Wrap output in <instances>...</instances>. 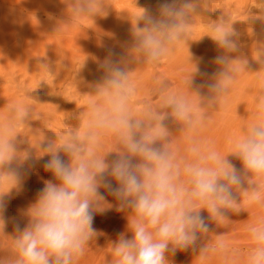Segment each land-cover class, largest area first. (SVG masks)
Listing matches in <instances>:
<instances>
[{
  "label": "clouds",
  "instance_id": "9594fccd",
  "mask_svg": "<svg viewBox=\"0 0 264 264\" xmlns=\"http://www.w3.org/2000/svg\"><path fill=\"white\" fill-rule=\"evenodd\" d=\"M67 16L60 25H78L104 12V0H69ZM209 8L211 0H172L160 6L159 17L142 9L135 17L133 58L143 66L159 67L169 55L193 35L197 18L222 54L212 81L200 88L207 94L190 91L194 66L184 88L156 74L151 96L138 98L133 71L106 59L100 67L105 75L89 94L86 109L76 117V126L66 127L60 137L38 142V159L49 156L46 171L57 181H45L35 203L27 210L28 225L11 237L7 256L0 264H79L90 241L96 236L93 213L111 207L99 189L103 187L127 213V230L111 245L109 264H169L166 253L192 249L199 264L219 259L239 264L241 251L225 233L211 239L209 225L201 215L206 210L217 226L227 227L230 214L250 208L258 210L247 225L250 247L243 264H264V45L255 49L261 69L249 71L248 61L232 57L238 51L233 21H202L198 10ZM264 10V0L257 5ZM264 18V17H262ZM143 21V27L138 26ZM60 25L55 32L60 31ZM41 68L51 73L44 64ZM252 74L257 84L252 120L242 134L227 141L230 150L221 155L213 142L201 136L210 113L227 103L242 74ZM206 75V73H199ZM43 81V80H41ZM40 81V82H41ZM39 82V83H40ZM39 85V84H38ZM32 90L27 91L31 92ZM25 93V95H27ZM35 111L32 104L13 102L0 113V233L4 195L20 183L13 161L30 159L21 151L25 133ZM171 118L180 126L173 136L164 121ZM106 144L111 148L106 149ZM110 153L116 158L106 160ZM63 154V155H62ZM238 158L237 169L227 158ZM68 159L65 161L63 158ZM111 178L116 182L113 187ZM199 242V245H198Z\"/></svg>",
  "mask_w": 264,
  "mask_h": 264
},
{
  "label": "rangeland",
  "instance_id": "374dc122",
  "mask_svg": "<svg viewBox=\"0 0 264 264\" xmlns=\"http://www.w3.org/2000/svg\"><path fill=\"white\" fill-rule=\"evenodd\" d=\"M166 2L171 3L172 0H104V12L93 19L84 18L78 25L66 26L60 23L66 19L67 7H70L69 0H0V106L2 101L6 102V108L13 102H31L35 106L51 109L40 114L36 124L31 120L29 128L22 129L26 136L18 138L24 141L19 145V149L28 150L31 156L22 164L13 161L10 165L20 177V183L15 188L28 186V189L34 192L35 199L24 206L20 200L22 196H14V188L4 195L2 216L5 226L4 234L0 233V257L8 254L2 252V242H6L4 247L9 246L7 241L18 234L17 225L21 230L26 227L25 223L28 224L27 210L45 187V181L57 182L52 173L44 168V163L50 157L45 155L38 159L39 148L33 147H36L43 137L47 143L55 140L56 136L60 137L66 127L77 125L76 117L82 109H86L89 94L105 75L100 65L106 59L134 70L132 75L140 99L150 98L152 78L156 74L172 81L174 88H184L183 80L193 71L194 66L199 69V73L206 75L194 73L189 90L207 94V88L199 86L212 81L213 75L220 67L215 63V58L222 54V50L218 49L210 36L205 35L210 33L200 22V18H197L193 28L192 40H189L187 45L179 46L159 67L143 66L131 55L135 17L142 13V9H146L153 17H159L160 6ZM261 2L262 0H211L209 8L201 6L198 10L202 21L215 22L222 16L225 19L230 17L237 33L234 39L238 45V51L230 55L247 59V70L252 72L261 69L260 63L253 58L255 49L264 45V10L257 7ZM143 24L144 22L140 21L138 26L143 27ZM59 25L61 30L55 32ZM4 51L8 53L3 54ZM82 57H85L84 61H80ZM44 64L49 67L51 73L41 68ZM10 65L12 67L9 70ZM6 86H10L7 91ZM29 90L32 91L24 96ZM256 96L257 84L254 76L244 73L234 86L227 103L210 113L201 136L213 142L221 155L230 150L228 139L242 134V126L252 120ZM38 97L43 100H36ZM164 124L173 136L179 135L180 126L171 118H167ZM106 146L111 148L110 144ZM109 155L112 160L116 158L115 153ZM227 158L237 169L243 168L238 158L231 155ZM108 179L111 180L110 177ZM111 183L113 187L117 186L114 180H111ZM108 197L113 204L104 210L105 214L104 211L101 212L100 220L96 219L95 237L98 241H95L94 237L90 245L111 246L121 233L131 238L132 233L127 230V213L118 210L119 202L114 196L109 193ZM257 213V209L250 208L248 212L230 214L231 222L227 227H220L209 219L206 210H201V215L209 225L210 238L215 239V234L225 233L240 249L239 264H243V257L250 247L246 227L254 221ZM108 229L120 231L117 235L114 233L116 239L113 231L112 236ZM103 234L106 235L104 239ZM99 238L102 240L99 241ZM195 255L196 252L192 249L177 250L175 254L166 253V259L169 264H199ZM207 264L223 262L212 259Z\"/></svg>",
  "mask_w": 264,
  "mask_h": 264
},
{
  "label": "bare ground",
  "instance_id": "6f19581e",
  "mask_svg": "<svg viewBox=\"0 0 264 264\" xmlns=\"http://www.w3.org/2000/svg\"><path fill=\"white\" fill-rule=\"evenodd\" d=\"M8 52L7 51H4V53L3 54H7ZM85 60V57H82L81 59H80V61H84ZM11 65H10V67H9V70L11 69ZM150 67V66H149ZM150 73H151V71H150ZM150 76H151V74H150ZM9 88H10V86H6V88H5V91H7V90H9ZM26 93V92H25ZM25 93H24V96H27V95H25ZM27 94V93H26ZM36 100H38V101H42L43 100V98L42 97H38ZM2 103V105L0 106V111L3 113V111H4V109L6 108V106H5V103L6 102H4V101H2L1 102ZM30 104H32L31 102H30ZM33 106H34V111H35V114H34V117H33V123L34 124H36L37 123V120H38V118H39V116H40V114H42L43 112H49V111H51V109L50 108H44L43 106H35L34 104H32ZM56 107V106H55ZM54 107V108H55ZM107 148H109L108 146H106V149ZM65 161H67V157L65 156ZM106 160L108 161V162H111L112 161V158H111V155H108L107 157H106ZM108 179V178H107ZM99 191H100V193L105 197V200H106V202H107V204H109V205H111L112 206V204H113V202L110 200V198L108 197V195H109V192L106 190V189H104L103 187H101L100 189H99ZM13 194H14V196L15 197H20V196H22V198H20V200H21V202H22V204L24 205V206H27L28 205V203L30 202V200H34L35 199V195H34V192L32 191V190H30V189H28V186H24V187H22L21 189H17V188H14V190H13ZM106 209V208H105ZM104 209V210H105ZM104 210H102V211H95L94 213H93V228H94V230H96L95 229V227H96V225H95V221H96V219L98 218L99 219V215L101 214V212H103ZM104 214H105V211H104ZM105 216V215H104ZM100 220V219H99ZM98 220V221H99ZM106 221V220H105ZM103 222H104V220H103ZM25 223V222H24ZM97 223V222H96ZM106 223V222H105ZM26 224V226L28 225L27 223H25ZM102 224H104V223H102ZM107 224V223H106ZM101 225V224H100ZM23 226H24V224H23ZM107 227H108V225H106ZM105 226V227H106ZM101 228L103 227L104 228V226H100ZM100 227H99V229H100ZM109 227H111V226H109ZM24 228H25V226H24ZM104 229H106V228H104ZM115 229V228H114ZM21 230H23V228L21 229ZM109 231H110V229H108ZM111 231H113L112 229H111ZM110 231V232H111ZM105 232V231H104ZM117 232H120V231H113V235H114V233H115V235H117ZM102 233V232H101ZM108 234H109V236H111L112 235V232H111V235H110V233L109 232H107ZM99 236L100 235H102V234H98ZM97 235V236H98ZM112 235V236H113ZM114 235V239H116V236ZM103 236H104V234H103ZM102 236V237H103ZM106 236V235H105ZM103 237V239L104 238H106V237ZM118 237V236H117ZM96 238V240L95 241H98L97 240V237H95ZM112 238V237H111ZM109 239V238H108ZM100 240H102V239H100L99 238V241ZM117 240V239H116ZM93 241H94V239H93ZM104 241V240H103ZM102 241V242H103ZM2 242V241H1ZM113 242H115V241H113ZM112 242V243H113ZM2 243H6L5 241L4 242H2ZM7 243H9V245H10V243H11V240L9 239L8 241H7ZM91 243V242H90ZM90 243H89V248L87 249V251H86V254L84 255V257L83 258H81L80 259V261H79V264H109V260L111 259V246L110 245H106L107 244V242H106V246H104V245H102L101 246V244H99L98 242V244L99 245H90ZM93 243V242H92ZM111 243V244H112ZM4 244H2V246H3V250H2V252L3 253H7V247H9V246H5L4 247ZM104 244V243H103ZM7 245V244H6ZM1 246V245H0ZM97 246V247H96ZM1 248V247H0ZM6 250H5V249ZM5 250V251H4Z\"/></svg>",
  "mask_w": 264,
  "mask_h": 264
}]
</instances>
